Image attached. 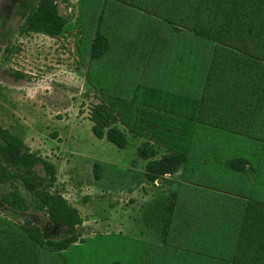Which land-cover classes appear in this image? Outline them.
I'll list each match as a JSON object with an SVG mask.
<instances>
[{
	"label": "rangeland",
	"instance_id": "obj_1",
	"mask_svg": "<svg viewBox=\"0 0 264 264\" xmlns=\"http://www.w3.org/2000/svg\"><path fill=\"white\" fill-rule=\"evenodd\" d=\"M18 1L0 0V125L55 165L84 242L30 245L25 219L46 239L62 229L20 188L25 212L0 205V264H264V0H67L56 38L28 33ZM96 32L108 50L91 59ZM99 101L125 149L93 136ZM145 135L184 155L178 172L147 181Z\"/></svg>",
	"mask_w": 264,
	"mask_h": 264
},
{
	"label": "trees",
	"instance_id": "obj_2",
	"mask_svg": "<svg viewBox=\"0 0 264 264\" xmlns=\"http://www.w3.org/2000/svg\"><path fill=\"white\" fill-rule=\"evenodd\" d=\"M66 2L67 0H19L15 14L23 21L28 33L56 38L68 23L58 9V3ZM164 2L165 0L160 1ZM214 6L218 7V1ZM193 8L194 11L203 10L201 3ZM107 50L105 36L96 32L90 46L91 59L103 57ZM88 118L94 137L104 138L118 149L127 147V137L118 127L121 114L113 106L102 101L93 103L89 106ZM144 137L146 141L137 148L136 154L146 161L144 171L148 182L153 183L180 170L185 163L183 154L173 150L158 156L155 143L148 135ZM224 165L236 173L245 172L248 168L241 158H232ZM94 172L99 179L100 165L97 163L94 165ZM56 178V167L52 162L33 152L19 137L0 125V205L12 214L22 213L29 205L20 188L31 195L34 200L33 208L43 211L51 224L62 229V234L55 239H46L43 237L42 227L28 219H25L20 229L30 245L48 252L66 251L73 244L84 242L77 231L83 223V217L77 207L53 190ZM8 186L12 187L7 189ZM31 256L34 263L30 261ZM19 258L22 264H36L33 252L27 257Z\"/></svg>",
	"mask_w": 264,
	"mask_h": 264
}]
</instances>
